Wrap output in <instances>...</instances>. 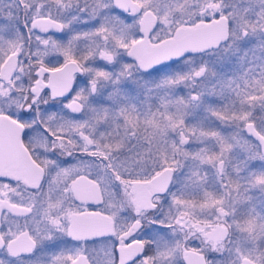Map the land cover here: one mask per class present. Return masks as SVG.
Listing matches in <instances>:
<instances>
[{
    "label": "snow or ice",
    "instance_id": "snow-or-ice-1",
    "mask_svg": "<svg viewBox=\"0 0 264 264\" xmlns=\"http://www.w3.org/2000/svg\"><path fill=\"white\" fill-rule=\"evenodd\" d=\"M0 264H264V0H0Z\"/></svg>",
    "mask_w": 264,
    "mask_h": 264
},
{
    "label": "flooded vegetation",
    "instance_id": "flooded-vegetation-1",
    "mask_svg": "<svg viewBox=\"0 0 264 264\" xmlns=\"http://www.w3.org/2000/svg\"><path fill=\"white\" fill-rule=\"evenodd\" d=\"M92 208L94 209V208H95V206L93 205V206H92Z\"/></svg>",
    "mask_w": 264,
    "mask_h": 264
}]
</instances>
